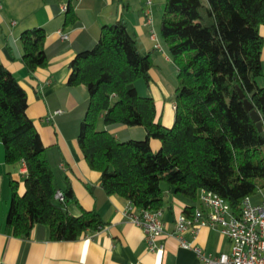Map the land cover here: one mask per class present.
Instances as JSON below:
<instances>
[{
	"label": "trees",
	"instance_id": "1",
	"mask_svg": "<svg viewBox=\"0 0 264 264\" xmlns=\"http://www.w3.org/2000/svg\"><path fill=\"white\" fill-rule=\"evenodd\" d=\"M72 8L67 6L71 14L65 25L77 24ZM262 27L264 0H164L156 34L169 61L140 53L123 19L102 27L91 48L76 52L67 84L85 86L89 96L77 140L89 168L100 173L98 184L87 186L96 206L115 195L135 210L162 211L170 207L160 186L165 182L169 192L173 188L185 200L186 215L200 209L197 204L202 207V190L216 194L238 214L241 201L263 188ZM44 39L42 28L20 34L21 62L30 75L49 61ZM153 68L173 88L170 128L162 125L154 99L137 93V80L149 85ZM238 90L259 114L261 131ZM26 110L25 90L0 64L4 163L26 168L22 184L9 179L7 227L17 237H28L36 226L47 227L53 241H73L98 230L104 222L96 209H81L77 216L67 211V202L77 204L69 184L61 191L62 201L54 197L53 165L60 153L43 145ZM100 124L139 126L145 137L121 141ZM151 139L159 141L157 151L151 149Z\"/></svg>",
	"mask_w": 264,
	"mask_h": 264
},
{
	"label": "crops",
	"instance_id": "2",
	"mask_svg": "<svg viewBox=\"0 0 264 264\" xmlns=\"http://www.w3.org/2000/svg\"><path fill=\"white\" fill-rule=\"evenodd\" d=\"M70 4L77 20L75 26L65 25L71 14L66 11ZM163 6L164 0H152L150 8L155 30ZM63 7H66L64 11ZM146 7L144 0H0V64L25 90L26 114L33 120L43 145H52L59 150L60 160L53 165L55 185L62 191L69 184L77 200V204L67 202L66 209L74 216L79 215L81 209H96L104 222L98 230H89L73 241H53L47 227L42 226L34 227L28 237L14 236L6 224L11 196L9 179L22 184L26 168L22 163H4L0 141V264H199L193 251L180 246L177 238L169 235L174 230L176 218L186 206L185 200L175 193L169 199V188L163 190L166 199L170 200V207L166 206L161 211L160 219L167 233L158 241L163 244L161 251L147 249L143 230L125 213L127 201L110 195L96 206L87 190L88 185L98 184L100 173L89 168L78 145V130L89 96L85 86L67 84L69 63L78 50L91 48L97 42L102 27L119 19L126 23L140 53L151 52L154 59L161 57L169 61L163 50L154 48L149 37ZM33 28L45 31L44 47L50 58L45 67L37 68L30 75L21 62L23 51L19 38L23 31ZM61 33L66 35L65 41L61 40ZM260 33L264 37V27ZM58 42L64 43L62 49L55 48ZM261 67L263 75L259 84L264 86V46ZM150 76L151 81L147 85L150 96L155 101L162 125L170 128L174 121V101L167 103L165 99L173 88L158 68H153ZM55 111L60 112L55 114ZM99 128L107 129L121 141L145 137V130L139 126L106 127L100 124ZM159 146L158 140H150L153 151H157ZM198 205L197 208L206 211ZM183 237L200 247L205 255L230 253V241L221 235L218 226H202L194 235L185 233Z\"/></svg>",
	"mask_w": 264,
	"mask_h": 264
},
{
	"label": "built area",
	"instance_id": "3",
	"mask_svg": "<svg viewBox=\"0 0 264 264\" xmlns=\"http://www.w3.org/2000/svg\"><path fill=\"white\" fill-rule=\"evenodd\" d=\"M146 4L145 17L149 26V37L153 46L160 49L156 30L152 24V0H144ZM66 7H63L64 11ZM61 40H66L64 33ZM174 109V105H173ZM60 111H55V114ZM57 200H63V194L57 190L54 194ZM202 207L195 209L193 214L181 213L175 220L174 230L169 234L175 236L180 246L190 249L199 259V264H264V195L258 203H251L250 197H245L240 203V212H233L229 205L216 194L202 190L199 195ZM129 219L139 226L145 236L149 251L163 250V244L158 241L167 233L164 232L160 219L161 211L135 210L128 203L125 211ZM218 226L221 235L230 241V253L217 256L205 255L202 249L184 239L185 233L194 235L199 227Z\"/></svg>",
	"mask_w": 264,
	"mask_h": 264
},
{
	"label": "rangeland",
	"instance_id": "4",
	"mask_svg": "<svg viewBox=\"0 0 264 264\" xmlns=\"http://www.w3.org/2000/svg\"><path fill=\"white\" fill-rule=\"evenodd\" d=\"M155 7H157V6L155 5ZM162 12H163V8H162ZM161 15H162V13H161ZM152 83H154V82H152ZM169 85L172 86L170 84V82H169ZM136 88H137L138 95L141 96V97L150 96V94H151L150 91L148 90V86L146 85V83L144 82L143 79L137 80V82H136ZM172 96H173V90H171V92L169 91V97L165 99L167 103H169V102L172 101V99H173ZM156 101L158 103V100L157 99H156ZM160 102L163 104V101L162 100ZM160 114H163L162 111H160ZM261 150H262V153L264 155V145L262 146ZM160 186H161L162 190L168 189V186H167V184L165 182H161ZM175 195L177 197L178 196L180 197L179 194H176L175 193ZM260 198H261V190L257 191L254 195H251L250 196V202L253 203V204L254 203H258V201L260 200Z\"/></svg>",
	"mask_w": 264,
	"mask_h": 264
},
{
	"label": "water",
	"instance_id": "5",
	"mask_svg": "<svg viewBox=\"0 0 264 264\" xmlns=\"http://www.w3.org/2000/svg\"><path fill=\"white\" fill-rule=\"evenodd\" d=\"M238 91H239L240 97L243 99V104L246 110L250 111L251 118L253 119V121L256 122L257 129L261 131L263 128H262V122H261L259 114L255 110L252 109V105L249 103V101L247 99H244V95L241 93V91L240 90ZM174 193H175V190L173 188H170L169 199H171V195Z\"/></svg>",
	"mask_w": 264,
	"mask_h": 264
}]
</instances>
